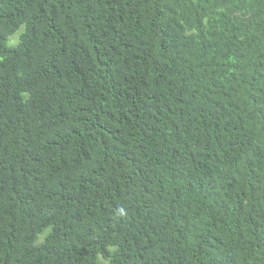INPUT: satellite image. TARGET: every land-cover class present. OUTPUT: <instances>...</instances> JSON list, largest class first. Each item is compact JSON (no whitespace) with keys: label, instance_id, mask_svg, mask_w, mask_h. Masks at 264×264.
<instances>
[{"label":"trees","instance_id":"obj_1","mask_svg":"<svg viewBox=\"0 0 264 264\" xmlns=\"http://www.w3.org/2000/svg\"><path fill=\"white\" fill-rule=\"evenodd\" d=\"M100 259L264 264V0H0V264Z\"/></svg>","mask_w":264,"mask_h":264},{"label":"rangeland","instance_id":"obj_2","mask_svg":"<svg viewBox=\"0 0 264 264\" xmlns=\"http://www.w3.org/2000/svg\"><path fill=\"white\" fill-rule=\"evenodd\" d=\"M16 36V35H15ZM13 38H14V36L13 37H11L10 38V40L12 41L13 40ZM15 40L17 39V37H15L14 38ZM100 261H101V264H109L107 261H105V260H103V259H100Z\"/></svg>","mask_w":264,"mask_h":264}]
</instances>
